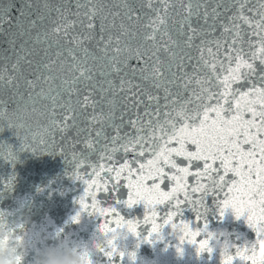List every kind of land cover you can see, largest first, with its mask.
I'll return each instance as SVG.
<instances>
[{"label": "snow or ice", "instance_id": "obj_1", "mask_svg": "<svg viewBox=\"0 0 264 264\" xmlns=\"http://www.w3.org/2000/svg\"><path fill=\"white\" fill-rule=\"evenodd\" d=\"M0 120L17 128L22 147L59 150L78 168L77 146L98 154L79 204L108 217L102 227L123 221L95 199L105 172L127 180L126 206L153 209L143 220L149 242L161 225L156 205L173 200L163 225L176 227L184 202L200 219L204 197L233 174L221 212L246 213L261 236L264 0H0ZM0 155L11 158L10 147ZM164 176L175 181L170 191L163 179L146 186ZM179 224L203 249L200 232ZM245 252L236 257L256 264Z\"/></svg>", "mask_w": 264, "mask_h": 264}, {"label": "water", "instance_id": "obj_2", "mask_svg": "<svg viewBox=\"0 0 264 264\" xmlns=\"http://www.w3.org/2000/svg\"><path fill=\"white\" fill-rule=\"evenodd\" d=\"M11 110V106L9 107ZM0 146L10 147L11 158L0 155V215L5 219H12L14 210L17 207V201L20 198L30 201V211L32 221L40 224L44 217L51 221L49 231L55 230L59 236H70L72 239L81 241L88 240L91 232L94 230V223L99 220L103 222L105 218H95L94 211L89 209L81 211L79 200L84 196L86 184L84 180L91 178L92 166L100 162L98 154L89 153L87 149L77 146L75 151L80 153V159L85 162L77 167L79 161H74L71 157L64 155L61 151L30 150L22 147V141L18 135L15 126H9L5 120H0ZM194 147V146H193ZM121 154H117L119 160ZM175 158V157H174ZM178 164H181L179 158H175ZM182 166V165H181ZM165 168V173H168ZM174 171V170H173ZM77 174L82 175L83 179H78ZM135 177H132L134 179ZM163 179L160 184L162 191L168 192L175 185V181L167 179L166 176L154 178L147 181L146 186L150 187L153 183ZM238 179L233 174H228L225 181L222 182L221 189H214L211 194L204 197V208L206 211L200 212V219H197V212L189 206L187 202L180 205V210L174 217L173 222L184 221L189 223L190 227L195 225L198 230L206 228L211 231L220 228L228 235L229 241L234 242V246L229 249L233 254L232 264H248L240 260L235 255V249L244 246L247 249L250 245L257 244L261 237L254 228L249 226L247 214H242L239 218L235 216L232 209H223L222 202L227 197V186L232 181ZM105 184L106 190L96 192L95 199L101 208H115L116 213L125 221H134L137 223V239H143L147 236L151 224L143 223L146 215L153 209L146 208L143 201L126 206V201L130 195V188L127 187V180L121 177L116 181L112 174L105 172L102 174L101 183ZM190 186L193 185L194 178L188 177ZM178 198L183 200V196L178 194ZM92 197H85L86 203L91 204ZM169 210H175L173 200L170 198L163 204L155 206L158 213L157 223L162 224ZM79 212V221L73 222L72 217ZM85 218L90 222L85 227ZM170 231L169 225L165 224L161 230L164 235ZM204 238L203 234L197 237V242ZM164 241L158 240L155 244L140 243L135 249L136 264H139L140 258L154 259L157 252L163 247ZM173 245H169L165 257L167 264H218L217 254L204 253L199 261L191 260L187 256H173L171 254ZM101 261L108 258L101 254ZM113 264H126L124 256L113 257Z\"/></svg>", "mask_w": 264, "mask_h": 264}, {"label": "clouds", "instance_id": "obj_3", "mask_svg": "<svg viewBox=\"0 0 264 264\" xmlns=\"http://www.w3.org/2000/svg\"><path fill=\"white\" fill-rule=\"evenodd\" d=\"M29 205L30 201L20 198L12 219H5L4 215H0V264H113L112 258L120 257L121 253L126 258V264H136L135 249L138 245L155 244L158 240H163L164 244L158 250L156 258L142 257L139 264H167L166 250L170 244L174 246L171 252L173 256H187L197 262L202 254L209 253L208 249H211V253L216 252L218 264H225L228 258L233 256L229 249L234 246V242L229 241L227 233L222 229L208 231L204 227L197 230L193 225V232L199 231L203 234L204 238L200 241H207L201 249L197 244L189 242L191 235L179 223L175 228L169 224L170 231L164 235L161 234L164 228L162 223L158 231L149 238L150 242L144 238L138 240L137 234L131 230L135 225H129L125 220L112 225L111 230L102 227V222L97 220L86 241L72 239L70 236L61 238L55 230H48L51 221L47 217L38 225L32 221ZM93 215L95 218H101L97 213ZM88 223L90 222L85 218V227ZM261 237H264V233ZM177 248L181 251L178 252ZM244 250L241 245L235 249V255ZM107 253L111 254L110 258ZM101 254L108 259L102 262ZM245 254L251 256L256 264H264V258L258 254V243L250 245Z\"/></svg>", "mask_w": 264, "mask_h": 264}]
</instances>
